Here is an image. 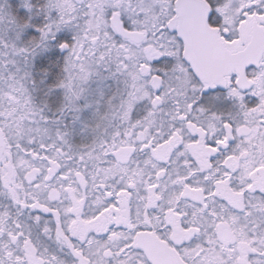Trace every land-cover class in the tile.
<instances>
[{
    "label": "snow or ice",
    "instance_id": "6c2138e0",
    "mask_svg": "<svg viewBox=\"0 0 264 264\" xmlns=\"http://www.w3.org/2000/svg\"><path fill=\"white\" fill-rule=\"evenodd\" d=\"M0 264H264V0H0Z\"/></svg>",
    "mask_w": 264,
    "mask_h": 264
}]
</instances>
